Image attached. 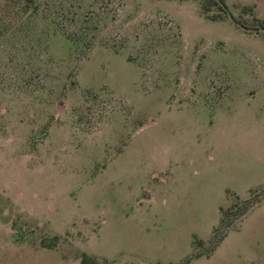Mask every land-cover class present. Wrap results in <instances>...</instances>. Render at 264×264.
<instances>
[{
	"label": "rangeland",
	"instance_id": "rangeland-1",
	"mask_svg": "<svg viewBox=\"0 0 264 264\" xmlns=\"http://www.w3.org/2000/svg\"><path fill=\"white\" fill-rule=\"evenodd\" d=\"M199 256L264 264V0H0V264Z\"/></svg>",
	"mask_w": 264,
	"mask_h": 264
},
{
	"label": "crops",
	"instance_id": "crops-1",
	"mask_svg": "<svg viewBox=\"0 0 264 264\" xmlns=\"http://www.w3.org/2000/svg\"><path fill=\"white\" fill-rule=\"evenodd\" d=\"M7 109L6 108H2L1 109V113L2 114H7ZM24 120H22L23 122ZM220 247V245L218 246V248ZM217 248V249H218ZM218 260V262H217ZM226 264L227 263V259H218L217 257L214 256H210V257H204V256H199V257H195L190 263L188 264Z\"/></svg>",
	"mask_w": 264,
	"mask_h": 264
}]
</instances>
